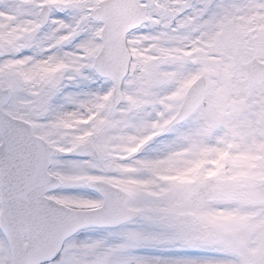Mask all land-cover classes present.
Instances as JSON below:
<instances>
[{
  "label": "snow or ice",
  "instance_id": "snow-or-ice-1",
  "mask_svg": "<svg viewBox=\"0 0 264 264\" xmlns=\"http://www.w3.org/2000/svg\"><path fill=\"white\" fill-rule=\"evenodd\" d=\"M0 264H264V0H0Z\"/></svg>",
  "mask_w": 264,
  "mask_h": 264
}]
</instances>
